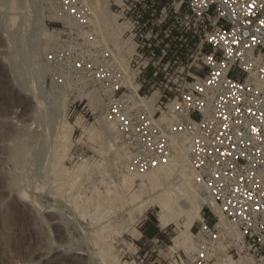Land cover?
I'll return each mask as SVG.
<instances>
[{
	"label": "built area",
	"instance_id": "built-area-1",
	"mask_svg": "<svg viewBox=\"0 0 264 264\" xmlns=\"http://www.w3.org/2000/svg\"><path fill=\"white\" fill-rule=\"evenodd\" d=\"M34 1L63 19L46 21L48 100L64 93L70 112L85 101L88 119L113 121L135 172L187 155L211 206L193 228L191 257L177 250L166 264H264V0H111L135 44L127 70L92 24L88 0ZM214 209L237 235L217 225Z\"/></svg>",
	"mask_w": 264,
	"mask_h": 264
},
{
	"label": "bare ground",
	"instance_id": "bare-ground-1",
	"mask_svg": "<svg viewBox=\"0 0 264 264\" xmlns=\"http://www.w3.org/2000/svg\"><path fill=\"white\" fill-rule=\"evenodd\" d=\"M88 1L91 3L94 14L92 24L96 30L103 34L108 43L115 48L118 60L121 62L122 67L127 70L135 50V44L131 38L124 35L125 31L130 28L129 23H121L119 21V14L110 9L111 0ZM3 2L5 1L3 0ZM6 2L7 5H10V8L16 3L15 0H7ZM20 2L23 5L20 3V7L18 8L19 5L17 6L19 10L23 9V6L28 10L33 6L37 9V15L39 16L37 20L32 22L33 24L31 23V27H34L31 31L34 30L36 32L35 34L32 31L34 33L32 37H35L32 40L34 42L32 44L36 48L34 55L40 56L41 59L38 62L36 61L38 72L36 71L34 82L28 86H30L34 103H36V111L38 112V109L44 111L45 109L43 110V108L46 106L45 99L48 100V97L46 94L42 95V97L36 95L33 88L34 86H40V90L42 91V88L44 90L46 80V41L47 38L51 37L46 27V21H60L63 19L53 6H41L38 10L37 1L20 0ZM15 8L13 7L12 9ZM0 10L2 11V4L0 5ZM19 10L9 12L8 20H10L12 26L15 25L18 17L20 18L21 16H18L17 12H24ZM26 14L29 13L26 12ZM25 17L23 18L26 19ZM86 97L88 99L87 105L91 107L93 112H97L99 110V102L95 91L89 90L86 93ZM156 98L157 94H154L150 98L149 103L153 104ZM71 101L68 95L63 93L52 102L50 101L51 103L49 102L51 113L48 114V117L50 118L51 115L54 131L51 132L53 136L49 137L50 139L53 138L50 141L52 143L50 144L52 145L51 151L49 148L50 154L46 153L49 156V164L47 163L45 176L47 177V182L49 180L52 183V193L57 194L62 199L64 198L69 203H67L71 206L69 213H73L72 216L75 214L83 218V220L85 219V221L87 218L90 219L88 226H85L81 221L82 219L78 217L81 219L80 223L84 226L80 223L77 224L78 226L80 225L81 232L84 231L83 234L89 237L87 243H93L95 247V251L89 253V255L91 254L89 256V258L91 257L90 262L92 261V263L95 262L96 264H137L136 260L121 259L115 244L117 243V237H123L124 234H129L136 240L140 239L142 232L136 225L150 209L158 210V222L161 228H168L171 225L175 226L176 235L173 238L174 245L169 246V256H172L177 250H183L185 255L190 258L194 251L193 228L198 221L204 220V205L208 204L211 206V203L204 192L196 185L194 172L187 155L179 152L178 155L173 156L166 164L156 170L135 172L128 167V153L118 141L114 122L100 115L99 119L86 126L84 125L82 114H78L76 120L72 122L68 117ZM45 114L47 113L43 115ZM77 127L82 128L83 131L79 138L74 137ZM47 134L50 133L48 132ZM85 139L95 143L94 150L101 158L82 156L72 167L68 166L66 162L71 158L73 145L75 142L83 144V142H86ZM17 192L20 200L31 202L33 195L27 189L21 188ZM51 205L48 207L47 212H56L57 206L55 207L54 203L53 206ZM214 211L218 217L217 225L226 227L233 235H237L236 229L229 225L224 215L216 209ZM85 244L86 242H84ZM77 249L80 251L75 252L76 255L86 254L83 247L79 246ZM129 249L131 251L134 250V254L138 252V248L134 244H131ZM185 264L187 263L185 262ZM223 264L257 263L242 256L239 260L228 258Z\"/></svg>",
	"mask_w": 264,
	"mask_h": 264
},
{
	"label": "rangeland",
	"instance_id": "rangeland-1",
	"mask_svg": "<svg viewBox=\"0 0 264 264\" xmlns=\"http://www.w3.org/2000/svg\"><path fill=\"white\" fill-rule=\"evenodd\" d=\"M0 1V5L2 4V11L0 10V264H96L94 261V263L90 262L91 257L89 258L91 256L89 253L94 252L95 247L93 243H87L89 237H86L84 231L81 232L80 225H77L82 221L88 226L90 219L87 218L85 221L75 214L72 216L73 213H69L71 208L69 203L52 193V183L49 180L47 182L45 176L47 163L49 164L47 155L50 154L52 146L50 141L53 138L49 137L53 136L51 132L54 131L51 115L50 118L48 117L51 113L50 101L45 99L47 108L45 106L44 111L38 109L40 112L38 113L28 86L34 82L38 72L36 61L41 59L40 56L34 55L36 48L32 44L34 43L32 40L35 39L32 37L34 34L32 31H35H31L34 29L31 23L39 18L37 9L32 6L28 12L29 10L23 6L20 10L24 12H21L18 9L20 0H15L16 3L11 8L6 4L7 0ZM37 6L39 10L41 5L37 4ZM13 7L17 9H12ZM12 10L21 12H17L18 16H21L14 26L8 20L9 12H13ZM22 15L30 16L24 19ZM24 20L27 22L25 23ZM40 89V86H34L33 91L42 97L46 93L45 89L42 88V91ZM84 103L85 101L73 113L68 110V117L74 122L77 115L82 114L84 125L89 126L99 119L100 115L88 119L89 115L86 114ZM43 112L47 114L43 115ZM48 132L50 134H47ZM82 133V128L77 127L74 137L79 138ZM85 141L83 144L75 142L71 158L66 162L68 166L72 167L82 156L101 158L94 150L95 143L86 139ZM21 188L32 193L31 202L19 199L17 191ZM53 203L59 211L47 212L48 207L53 206ZM205 211L207 217L212 219V214L206 209ZM147 213L151 215L158 228H161L158 222V210L150 209ZM140 221L136 225L139 230ZM163 234L164 240L156 252H152L153 243L142 245L143 239L136 240L129 234L117 237L115 245L123 260H136L137 264L160 262L166 264L165 260L170 257L169 246L174 245L175 226L164 228ZM131 244L138 248L137 254L129 249ZM79 246L83 247L85 255L75 254L80 251L77 249ZM148 249H150L149 253L145 255Z\"/></svg>",
	"mask_w": 264,
	"mask_h": 264
},
{
	"label": "crops",
	"instance_id": "crops-1",
	"mask_svg": "<svg viewBox=\"0 0 264 264\" xmlns=\"http://www.w3.org/2000/svg\"><path fill=\"white\" fill-rule=\"evenodd\" d=\"M139 227H140V231L142 232V237H141V239H143V242L141 243L142 245H147V243L151 245L150 243H153L152 242L153 240L155 242L159 241V243L163 242L164 240L163 229L158 228V226L153 221L149 213H146V215L142 218V220L140 221ZM149 250L150 249H148L147 252Z\"/></svg>",
	"mask_w": 264,
	"mask_h": 264
},
{
	"label": "snow or ice",
	"instance_id": "snow-or-ice-1",
	"mask_svg": "<svg viewBox=\"0 0 264 264\" xmlns=\"http://www.w3.org/2000/svg\"><path fill=\"white\" fill-rule=\"evenodd\" d=\"M261 23H264V21H261ZM212 39L214 40V39H215V37H213ZM229 51H230V50H229ZM208 59H209V61H210L212 58H211V57H209ZM262 242H264V241H262Z\"/></svg>",
	"mask_w": 264,
	"mask_h": 264
}]
</instances>
